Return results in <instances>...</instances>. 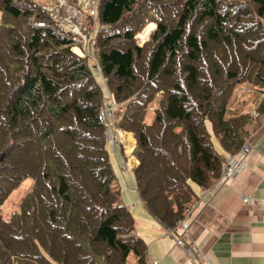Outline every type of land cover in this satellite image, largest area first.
<instances>
[{
  "label": "trees",
  "instance_id": "trees-1",
  "mask_svg": "<svg viewBox=\"0 0 264 264\" xmlns=\"http://www.w3.org/2000/svg\"><path fill=\"white\" fill-rule=\"evenodd\" d=\"M97 6L93 65L36 0H0V264H146L112 187L96 64L117 105L116 128L137 144L138 197L167 229L189 211L190 183L208 189L219 180L224 157L213 138L233 154L264 119V0ZM79 15L88 34L92 16ZM26 179L30 188L4 214Z\"/></svg>",
  "mask_w": 264,
  "mask_h": 264
},
{
  "label": "crops",
  "instance_id": "crops-1",
  "mask_svg": "<svg viewBox=\"0 0 264 264\" xmlns=\"http://www.w3.org/2000/svg\"><path fill=\"white\" fill-rule=\"evenodd\" d=\"M252 134L256 146L231 179H220L208 189L190 183L196 197L188 211V238L215 264H264V223L260 219L264 211V123ZM123 137L129 141L126 147ZM123 137V143L107 147L114 172L112 187L135 220L134 233L145 243V257L159 264H183L186 255L175 233L168 235V229L145 210L138 197L132 171L139 152L131 133L123 132ZM213 144L226 155L215 138ZM242 196L253 204L243 203Z\"/></svg>",
  "mask_w": 264,
  "mask_h": 264
},
{
  "label": "rangeland",
  "instance_id": "rangeland-1",
  "mask_svg": "<svg viewBox=\"0 0 264 264\" xmlns=\"http://www.w3.org/2000/svg\"><path fill=\"white\" fill-rule=\"evenodd\" d=\"M98 1L99 0H77L76 5L71 6L68 4V0H36V2L40 6H42L43 8H45L46 10L49 11V13L51 14L54 21L58 22L65 29H68L69 31H71L72 33L77 35L78 41H77V44L72 47V50L76 54L83 57V55L85 53L82 52L83 55H81L79 50L82 47H84L86 52H87V56L93 65L96 63V56H95V52L93 50V40H94V37H95L96 32H97V28H98V23H97ZM65 7L68 8V10L70 9L69 10L70 12H67L68 10ZM72 7L74 9H72V11H71ZM80 13H81L82 17L84 15L92 16L93 23L89 27L88 34H84L81 31V23L82 22H79L80 21V15H79ZM153 28H154L153 23L149 22V23L145 24L142 27V29L140 31H138L136 34L137 43L138 44L144 43V41H146L148 39L149 33L153 30ZM76 31H78V32H76ZM83 35L86 36V42L84 44L82 42L83 41V39H82ZM74 47H77L78 49H76V48L74 49ZM94 75H95V78L98 80V83H100L101 87L103 88L104 99H105L104 102H107V99L109 97V94L107 93L108 90H107L106 85H105V80L102 77V75L100 74V72L97 70L96 65L94 67ZM242 98L245 100H249L251 103V99H250L249 95L245 94V96H242ZM122 133H123V131H122ZM122 137H123V135H122ZM123 138L121 140L122 143H123ZM126 143L129 144V141H127V139L125 140V138H124V144H123L124 147L128 146ZM118 145H115V146H118ZM31 183H32L31 179H26L25 181H23L19 185V187L16 190H14L11 193L8 200L5 202V204L3 206L4 214H6V215L10 214L13 210L16 209L17 201L25 194V191L28 188H30Z\"/></svg>",
  "mask_w": 264,
  "mask_h": 264
},
{
  "label": "built area",
  "instance_id": "built-area-1",
  "mask_svg": "<svg viewBox=\"0 0 264 264\" xmlns=\"http://www.w3.org/2000/svg\"><path fill=\"white\" fill-rule=\"evenodd\" d=\"M78 32V31H76ZM83 44L86 42V36L83 35ZM81 55H87L84 47L80 50ZM83 52V53H82ZM83 55V56H84ZM96 68H99L96 64ZM109 97L107 102L103 101L100 108V117L105 126V140L107 147H112L120 144L122 141V131L116 128L115 120L117 116L116 103L114 102L112 94L107 91ZM116 111V112H115ZM264 123V119L262 124ZM256 146V141H253V134H250L244 138V141L238 151L233 154H226L224 157L223 166L220 173V179L228 181L231 179L242 167L243 158ZM242 202L246 204H253V202L247 197H241ZM260 219L264 223V211L260 212ZM188 212H185L182 219H180L176 225L167 230L168 235L175 233L176 243L182 248L186 255V260L183 264H215L209 260L208 256L202 252V250L190 241L188 238ZM146 264H159L156 259L147 258Z\"/></svg>",
  "mask_w": 264,
  "mask_h": 264
}]
</instances>
